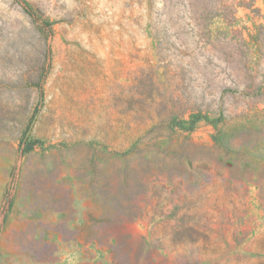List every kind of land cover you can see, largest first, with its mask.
<instances>
[{"label": "rangeland", "instance_id": "rangeland-1", "mask_svg": "<svg viewBox=\"0 0 264 264\" xmlns=\"http://www.w3.org/2000/svg\"><path fill=\"white\" fill-rule=\"evenodd\" d=\"M0 264H264V0H0Z\"/></svg>", "mask_w": 264, "mask_h": 264}]
</instances>
